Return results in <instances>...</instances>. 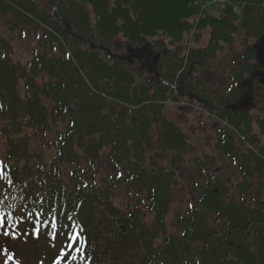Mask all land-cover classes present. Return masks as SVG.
<instances>
[{"label":"trees","instance_id":"obj_1","mask_svg":"<svg viewBox=\"0 0 264 264\" xmlns=\"http://www.w3.org/2000/svg\"><path fill=\"white\" fill-rule=\"evenodd\" d=\"M206 1L47 0L45 9L41 0H0V16L16 14L31 25L38 23L46 38L43 44H52L55 51H34L27 67L10 59V44L0 35V137L14 181L12 187L4 185L6 191L0 199L15 213L43 205L49 214H59L61 223H75L84 234L79 251L82 263L264 264V201L252 206L226 201L222 196H228V188L224 189L219 176L209 174L204 183H192L195 203L176 213L171 227L165 225L176 175L154 158L146 165L145 155L155 150L156 157L166 160L168 153L193 150L184 133L166 116L163 104L156 102L169 95L175 98L173 90L150 75L138 79L128 62L109 57L101 48L91 49L82 39L112 47L115 37L120 36L135 47L153 40L158 48L164 47L162 40L167 39L174 47L195 26L204 29L208 25L207 47L190 52V63L195 64L204 54L214 56L220 42H231L237 29L245 39L257 38L263 32L264 0H229L237 11L226 5L219 18L204 17V12L199 14L198 26L190 23L188 18L198 14L196 2ZM56 2L58 17L52 12ZM65 21L70 32L81 38L68 33ZM177 52L168 49L159 65L168 84L179 80L184 88L193 86L195 93L218 106L229 104L242 93L234 87L227 97L218 89L214 102L204 89L199 90L210 83L208 76L200 71L201 76L193 79L188 70L177 74ZM253 56L248 44L243 60L237 63L239 71L227 74L231 83L250 74ZM43 75L46 79L38 81ZM257 84L255 80V94L259 93ZM44 100H50L54 108L47 107ZM215 116L243 134L252 133L253 123L264 132V117L226 109H219ZM59 117L66 118L64 129L59 126ZM33 138L44 142L39 150L53 147L50 156L54 157L44 161L42 153L31 151ZM230 140L228 136L220 138L216 145L237 162L239 153ZM249 141L259 143L260 139L253 136ZM258 150L264 158V144L258 145ZM240 156L239 168L247 175L253 174L251 156L258 162L255 169L262 170L264 162L258 156ZM97 160L121 172L107 175L111 189L116 190L115 185L123 181L129 188L125 198L142 193L147 202L131 205L127 201L124 206L128 212L121 211L112 198L115 192L94 180L92 169ZM195 162L207 165L199 158ZM86 176L91 181H86ZM252 187L242 182L237 190L247 195ZM149 210L154 214L151 223L144 220ZM233 238L236 245L228 242Z\"/></svg>","mask_w":264,"mask_h":264},{"label":"rangeland","instance_id":"obj_2","mask_svg":"<svg viewBox=\"0 0 264 264\" xmlns=\"http://www.w3.org/2000/svg\"><path fill=\"white\" fill-rule=\"evenodd\" d=\"M204 2H196L198 5V14L188 18V21L192 23L193 21L198 26L197 22L200 19V15H203L204 17H208V15L212 17L219 18V15H223V10L226 8L225 6L229 5L227 2H219L216 0L214 4H212L209 7L203 8L202 4ZM41 4L43 5V8L48 9L47 0H41ZM89 13L91 14V10L88 7L87 8ZM200 14V15H199ZM207 14V16H205ZM91 16V15H90ZM202 17V16H201ZM205 19V18H204ZM24 18H20L16 14H10L6 16H0V35L4 36V38L9 42L10 44V59L14 62H17L21 65H26L29 67V62L34 57L33 52L34 51H51V54H54L55 51L52 50V44H43L46 41L45 35L43 30H41L39 27H37L38 23H36V20H33L36 24H29L26 21H24ZM91 23L93 22V17L90 18ZM236 22V21H235ZM237 24V23H236ZM208 26V25H207ZM207 26L204 27V29H197L195 26V32H188L182 36V39H180V43L177 44V46H169L168 40H162L164 47L158 48L161 52L160 56L161 58L158 60L163 59L162 57H166V52L168 49H171L173 52L176 50L178 51L179 57H182L184 47H186L187 43L191 44L190 47L194 49L203 50L209 40V28ZM239 28L238 26L236 29ZM240 29H237L235 32L232 33L230 40L231 42H220L219 47H217L214 56L209 55L208 57L206 54H204L203 58L198 59L197 63H189V66L187 69L190 70V73L193 74V79H197V77H200V71L204 76H208L207 79H214L213 86H208L211 89L217 90L218 88V80L221 79V77L224 75L225 71L229 70L230 65H228L231 60L230 57L232 54H237L241 50L244 49L242 45V40H244L242 31H239ZM40 36H42V40H40ZM189 39L190 42H189ZM150 42L153 40H149ZM113 44L123 45L125 46V39L122 37H115ZM187 42L186 44H184ZM154 43H152L153 45ZM122 51L119 52H123ZM202 52V51H201ZM155 55V53L153 54ZM156 62L158 63L157 59ZM194 62V60H193ZM156 63V65H157ZM201 65H200V64ZM204 63V64H203ZM131 66L134 67L135 71L138 73V79L144 80L146 77V68L144 64L141 62L135 61L133 63H129ZM196 66V67H194ZM201 67V69H200ZM208 69V71H207ZM158 70V69H157ZM193 71V72H192ZM206 73L204 74V72ZM46 79V76H41L38 81H44ZM177 79V75H176ZM223 80L226 81L225 77H223ZM176 85L178 86L177 93H181L179 89H182L183 94H188L191 87L184 88V85H181L179 80H175ZM196 81V80H194ZM21 83H19V86ZM195 85H197L195 83ZM204 87L200 86L199 90L203 89ZM175 92V91H174ZM182 94V93H181ZM186 94V95H187ZM183 96V95H182ZM255 97H259L258 99L259 103H257V107L252 111L257 116L264 117L263 111L261 110L264 104V91L261 92V94H256ZM183 99H186L185 96H183ZM256 100V99H255ZM188 102L190 103L189 108L185 106H177L176 104H173L169 102V105L163 107V110L165 111L166 116L175 121L176 125L179 127V129L184 133V135L189 140V143L193 147V150L189 152L188 154L173 152L168 153L167 159L164 158H158L155 156V153L157 151L155 150H149L147 154L145 155V164L150 165L151 159L154 158L158 164H162L170 169V171L175 172L176 175V182L172 184L171 192H172V202L169 206L168 213L166 215L167 221L165 220V225H170L174 220V215L179 211L185 208L188 203L189 194L193 193L192 191V183L197 181L204 180L205 176L207 175V171L210 173H214L215 175L220 176L222 185L224 189L226 187L228 188L227 195L229 198H233L234 200H237L239 197V194L237 190L235 189L236 185H242L241 181H239L240 175L231 164L229 158L222 154V152L217 148L216 142L218 141V130L215 128L217 125H213L211 121L205 120V116L202 115V113L199 112V104L196 103L193 99H188ZM44 103L47 107L50 109L54 108V104L50 100H44ZM187 107V108H186ZM193 107H196L193 109ZM261 108V109H260ZM196 110V111H195ZM60 125L64 129V123L66 122L65 117H59L58 118ZM254 132L256 135L259 132V129L257 126H253ZM51 135V134H50ZM34 139V138H33ZM262 142H264L263 138H260ZM30 141V150L34 151L36 153H42L44 161L48 158H52L54 156H50L54 153V149L48 150L46 147H42L43 150H39L40 146L44 143L43 141H37V139H34ZM237 146L241 150L248 149L247 146L240 145V142L237 140ZM3 146H2V140L0 141V160L5 159V153H3ZM176 155V157H175ZM202 159L207 164L204 170L203 166L196 165L195 159L196 158ZM9 160V159H8ZM7 162L11 165L12 161ZM172 161V165L169 164V162ZM199 167L202 168V171H199ZM117 169H114L113 166L105 164L104 160H97L93 164V175L94 180L97 183H103L104 188L112 190L115 195V197H112L114 200V204L123 211L124 213L128 212V209L124 206L126 205L128 201L129 204H135L138 203L140 205H143V203L147 202V199L142 193L136 194L132 196V198L128 199L125 198L126 191H128V186L125 182H119L115 185V189H111L109 181H107V175L109 176L114 175L117 173ZM206 173V174H205ZM182 174V175H181ZM90 175H92L90 173ZM92 175V178H93ZM264 176V175H263ZM66 175H64V178ZM254 179H256V175L252 176ZM67 179V178H66ZM86 181H91L89 176L85 177ZM3 182L4 179L0 178V183ZM106 181V182H104ZM264 185V182H263ZM235 186V187H234ZM230 187V188H229ZM241 187V186H240ZM128 194V193H127ZM132 194V191L130 192V196ZM225 197V196H224ZM124 203V204H123ZM129 208L131 206H128ZM145 212V211H144ZM170 219V220H169ZM144 220L147 221V223H151L154 220V214L150 212V210L145 212ZM171 226V225H170ZM160 240V239H158ZM35 244L33 243V246ZM6 247V249H10L13 254L16 256V262L17 264H35L36 259L39 257V255L35 256V252L32 250V246H28L27 248L23 247L19 242L15 241V238H13L12 233L10 236L2 235L0 238V251H3L2 247ZM40 246L42 247V253L40 254L43 259V264H53V261L55 258L60 254L59 247L61 246V242L58 244H55L53 247L49 246V243L45 240L40 241ZM38 253H40V249L37 250ZM78 264V263H77Z\"/></svg>","mask_w":264,"mask_h":264},{"label":"water","instance_id":"obj_3","mask_svg":"<svg viewBox=\"0 0 264 264\" xmlns=\"http://www.w3.org/2000/svg\"><path fill=\"white\" fill-rule=\"evenodd\" d=\"M262 21L264 25V9L262 13ZM66 28L68 29V24L65 23ZM97 45H91L92 48L96 47ZM253 49L255 50V60L256 64L261 68V70H254V72L249 76L248 79L244 80L242 83H240V87H243L245 84L248 86L247 91L244 93V96H242L236 103L230 104L226 106V108L231 109H238V110H248L252 104V94H251V87L250 83L254 76H259L260 82L264 83V32L263 34L256 40V42L253 44ZM108 52V49H105ZM159 54L153 55L148 44H145L138 48H133L131 46L127 47V55H116L117 58L121 60H127L129 62H132V58L135 57L136 59L140 60L144 58L145 64L147 66L148 71H152L154 68V71L157 75V78H159L157 69H156V59L158 58Z\"/></svg>","mask_w":264,"mask_h":264},{"label":"snow or ice","instance_id":"obj_4","mask_svg":"<svg viewBox=\"0 0 264 264\" xmlns=\"http://www.w3.org/2000/svg\"><path fill=\"white\" fill-rule=\"evenodd\" d=\"M7 170V171H6ZM0 178H3V179H6L7 180V184H8V187H12L14 185V181L12 179V176H11V170H8V165L0 160ZM3 191H6L5 190H2L0 191V195L3 194ZM7 197H4V199H6ZM4 203V200L3 199H0V204H3ZM33 215L32 212H28V216L31 217ZM8 219L10 220L11 219V214H9V216L6 218L5 215L0 212V228H3L4 229V232L3 234L4 235H9V231H8V227L5 223V220ZM69 219H71V217H69ZM19 222H23L22 219L19 221ZM36 223L39 224L40 223V220H39V215H37V218H36ZM45 223H47V221H45ZM51 227L53 229V231L51 233H49V235L55 239L56 238V228H57V222H56V218L53 216V219H52V222H51ZM39 232H40V228L39 227H36L33 229V235L35 236H39ZM13 235V238H15V233L13 232L12 233ZM25 235H27V233H25ZM70 240L72 241H77L79 240V242L81 244H83V240L80 238V235L79 233H73L70 237H68ZM68 247H74V244L72 245H68ZM76 251H80V249H75ZM60 254L56 257V259L53 261V264H62V262L66 261L67 257L71 255L70 252H66L65 251V248H61L59 250ZM7 254V259L4 261V264H8L9 261H13V264H16V262L13 260V255L11 253H8V250L7 249H4L3 250V253H0V254ZM72 259H75L74 256H72Z\"/></svg>","mask_w":264,"mask_h":264},{"label":"flooded vegetation","instance_id":"obj_5","mask_svg":"<svg viewBox=\"0 0 264 264\" xmlns=\"http://www.w3.org/2000/svg\"><path fill=\"white\" fill-rule=\"evenodd\" d=\"M258 85V84H257ZM259 86V85H258Z\"/></svg>","mask_w":264,"mask_h":264}]
</instances>
